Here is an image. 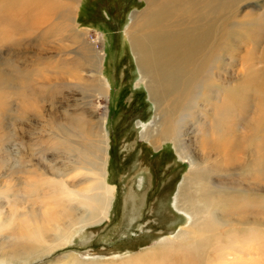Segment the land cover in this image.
Returning a JSON list of instances; mask_svg holds the SVG:
<instances>
[{"label":"rangeland","instance_id":"rangeland-1","mask_svg":"<svg viewBox=\"0 0 264 264\" xmlns=\"http://www.w3.org/2000/svg\"><path fill=\"white\" fill-rule=\"evenodd\" d=\"M146 2L80 0L76 12L73 10L74 27L77 29L74 32L78 37L76 34L69 36L67 32L52 37L41 30L42 27L34 34L28 31L18 35L12 26H0V258L12 254L11 250L21 253L25 239L35 229L45 227L46 222L51 221L53 211L46 209L49 216L47 221V211L41 212L46 206V203H42V196L46 194L47 182L61 172L67 173L73 160L63 147H54L55 137L59 134L58 138L61 139L62 134L50 124L68 123L79 115L78 112L82 113L81 108L87 106L83 104L86 99L83 100L82 96L88 95L85 90L98 86L97 78L100 77L95 74L91 77L85 67L80 69L82 71L70 68L73 72L64 74L66 60L72 62L74 58L67 53L75 48L73 42L76 41L77 46L82 42L89 55L96 52L104 55L102 76L108 83L109 92L102 98L97 93L92 94V103L99 108L98 115L104 111L106 117L105 133L109 139L106 181L115 189V201L107 220L91 227L85 226L68 245L56 248L31 264H72L74 260L75 264H131L136 256L167 244L189 224L187 214L175 207L180 185L189 172V163L177 152L173 143L161 141L150 144L143 138L146 129L157 128L159 109L148 94L125 31L129 28L132 15L146 12ZM1 6L3 2H0ZM16 15L22 14L18 12ZM225 16L223 30L228 36L221 52V77L218 81L212 79L211 84L224 90L230 89V86H250L251 93L256 92L255 87L264 82V74L261 73L264 70V61L261 60L264 50V0H238ZM253 73L252 78L250 75ZM73 77L81 78L79 82L83 90L63 85L66 82L74 83L71 80ZM207 91L211 96L215 95V86H209L205 93ZM243 102V97H240L238 109L244 105ZM200 103L203 104L202 100ZM194 120L190 118L186 121L184 134L189 135L184 140L187 155L200 162L198 140L208 134L201 133L200 123ZM237 157L240 165L246 160L245 156ZM224 160L219 156L216 166L222 168ZM67 163L68 169L65 168ZM248 169L249 172L245 171V174L254 173L253 165ZM255 174L252 182L256 186L248 192L252 198L264 196V180ZM222 177L217 172L212 175L215 182L234 183L244 189L248 187L249 180H240L235 173L229 178ZM31 181L39 186L38 199L37 194L29 195L32 196L30 199H35L34 202L28 201L24 194V185ZM244 189L240 191L247 190ZM230 196L232 199L237 197L233 189ZM223 198L226 197L220 199ZM232 205L231 202L230 207ZM27 211H34L38 220L30 221L24 215ZM222 211L217 212L219 216L237 212ZM252 216L251 221L258 229H264V213L254 211ZM235 221L229 225L230 229L239 231L242 226ZM227 229H220V232L225 234ZM226 241L224 238L222 243ZM254 242L251 244L258 251L253 250V256L259 252L264 264V240ZM214 244L211 240L210 248ZM183 256V253L177 252L171 260L174 264H210L209 260L215 257L213 253L199 255L201 261L194 262L189 260V256ZM203 257H206V262H202ZM231 257L234 259L230 264H238L237 254L232 252ZM0 262L7 264L3 260Z\"/></svg>","mask_w":264,"mask_h":264},{"label":"bare ground","instance_id":"bare-ground-1","mask_svg":"<svg viewBox=\"0 0 264 264\" xmlns=\"http://www.w3.org/2000/svg\"><path fill=\"white\" fill-rule=\"evenodd\" d=\"M145 1L146 12L132 15L129 28L125 31L148 94L159 109L157 128L146 129L143 138L150 144H159L161 141L173 143L177 152L189 163V172L180 185L175 207L183 210L190 222L167 244L143 255H135L134 259L131 257V264H174L171 259L177 252L189 256V260L194 262L202 258L199 255L213 253L215 257L209 260L210 264H230L235 258L231 257L233 252L237 254L238 264H262L259 252L253 256V250H258L251 242L263 241L264 229H258L251 220L254 211L264 213V196L252 198L248 192L256 186L252 182L254 173L257 178L264 180V82L255 87L256 92L253 93L250 86H230V89L224 90L221 86L211 84L212 79L218 81L221 77V52L224 51L228 36L223 30L225 15L238 0ZM0 2H3L0 7V26H12L18 35L28 31L34 34L40 27L52 37L66 32L69 36L76 34L74 20L80 0ZM18 12L22 15H16ZM75 36L78 37L77 34ZM77 43L73 42L75 48L67 53L74 58L72 62L66 60L64 74L71 72V69L80 70L85 67L91 77L93 74L100 76L97 78L98 86L85 90L88 95L82 96V99H86L83 104L87 106L81 108L82 113L78 112V116L71 118L68 123L50 121L54 130L62 134L61 139L58 138L59 134L55 137L54 147H63L64 152L73 160L69 169L68 163L65 166L67 173L54 174L51 181L47 182L46 194L42 196V203H46V206L40 210L53 211L51 221H47V211L45 227L35 229L25 239L21 253L11 250L15 257L12 254L2 255L0 261H6L7 264H31L33 260L45 257L56 248L68 245L85 226L91 227L107 220L115 201V189L106 181L109 147L105 133L106 117L104 111L98 115L99 108L92 103V94L97 93L102 98L109 92L108 83L102 76L104 55L101 52L89 55L81 45L82 42L78 46ZM261 60L264 61V50ZM261 73L264 74V70ZM253 76L254 73L250 75ZM80 79L73 77L71 80L74 83L66 82L63 85L83 90ZM209 86H215V95L211 96L208 91L205 93ZM240 97H243L245 103L238 109ZM190 118L200 123L198 128L201 133L208 134L198 140L200 162L187 155L184 139L189 134H184V131L186 121ZM238 155L246 159L241 165L236 159ZM219 156L225 159L222 168L216 166ZM252 165L254 173L245 174ZM229 171L237 174L240 180H249L248 187L244 189L234 183L215 182L212 178L216 172L221 177L229 178L233 174ZM24 186L27 200L34 202L35 199H30L32 196L29 195L37 194L38 184L31 181ZM231 189L237 195L234 199L230 196ZM242 189L247 190L240 191ZM222 197L226 198L220 199ZM36 198H39L38 194ZM231 202L233 205L230 207ZM230 208L237 212L224 215L226 219L217 213L226 209L232 212ZM33 212L27 211L24 214L32 222L38 220V215ZM234 216L241 218L235 219ZM233 221L242 226L239 231L230 229ZM226 227L228 229L225 234L221 233L220 229ZM224 238L228 240L225 244L222 243ZM211 240L215 243L212 248L209 246ZM203 261H207L206 257H203ZM75 263L74 260L72 264Z\"/></svg>","mask_w":264,"mask_h":264},{"label":"flooded vegetation","instance_id":"flooded-vegetation-1","mask_svg":"<svg viewBox=\"0 0 264 264\" xmlns=\"http://www.w3.org/2000/svg\"><path fill=\"white\" fill-rule=\"evenodd\" d=\"M89 2V1H88ZM87 3V2H86Z\"/></svg>","mask_w":264,"mask_h":264}]
</instances>
